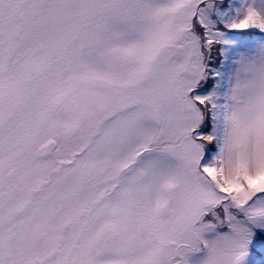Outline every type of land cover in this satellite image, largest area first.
<instances>
[{
  "label": "snow or ice",
  "instance_id": "obj_1",
  "mask_svg": "<svg viewBox=\"0 0 264 264\" xmlns=\"http://www.w3.org/2000/svg\"><path fill=\"white\" fill-rule=\"evenodd\" d=\"M0 264H264V0H0Z\"/></svg>",
  "mask_w": 264,
  "mask_h": 264
}]
</instances>
